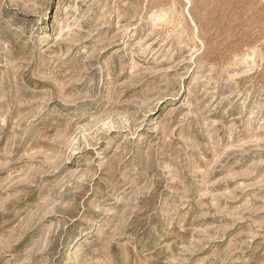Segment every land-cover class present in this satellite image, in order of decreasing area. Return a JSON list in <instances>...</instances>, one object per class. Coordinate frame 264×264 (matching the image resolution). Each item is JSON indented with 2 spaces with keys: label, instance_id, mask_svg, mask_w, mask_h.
Listing matches in <instances>:
<instances>
[{
  "label": "rangeland",
  "instance_id": "obj_1",
  "mask_svg": "<svg viewBox=\"0 0 264 264\" xmlns=\"http://www.w3.org/2000/svg\"><path fill=\"white\" fill-rule=\"evenodd\" d=\"M0 264H264V0H0Z\"/></svg>",
  "mask_w": 264,
  "mask_h": 264
}]
</instances>
